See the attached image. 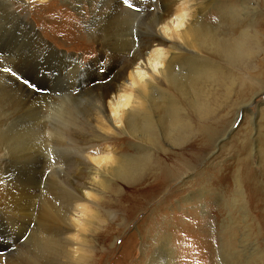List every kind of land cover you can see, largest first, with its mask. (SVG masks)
Segmentation results:
<instances>
[{
  "label": "bare ground",
  "instance_id": "1",
  "mask_svg": "<svg viewBox=\"0 0 264 264\" xmlns=\"http://www.w3.org/2000/svg\"><path fill=\"white\" fill-rule=\"evenodd\" d=\"M122 2L81 0L77 3L78 11L89 13L94 21L103 15L101 21L105 22L97 32H92L96 21L87 27L88 36L97 47L96 58L90 65L95 66L96 71L92 68L82 71L73 60L51 53L47 48L52 49V45L42 39V44L47 47L43 49L47 52L42 54L43 59L54 57V63L44 69L53 68L49 76L59 82L56 90L67 98L63 106H57V111L62 110V113L61 117L56 116V130L52 129L55 140L59 142L61 138V142L71 144L63 132L73 128V114H79L78 107L85 103L92 106L88 116L93 125L91 135L84 139L75 156L80 167L78 196H55L56 204L63 209L62 216L56 219L50 214L55 205L47 202L48 193L41 192V184L48 177L61 188L65 186L59 182L57 174L63 176V169L72 163V159L67 158L54 164L34 158L24 162L16 175L33 176L31 182L35 187L29 189L26 185L18 193L3 189L0 194V208L5 207L0 212L3 214L0 222L5 216L6 227L12 234L19 231L21 222L31 219L32 215H26V211L34 207L33 198L39 195L37 206L46 216L41 217L49 219L40 222V232L64 242V249L60 251L66 260L64 264H86V254L92 253L93 249L89 244L99 236L107 238L109 226L104 227V222L99 221L98 202L117 187L116 180L132 186L123 200L127 204L125 211L130 210L132 214L140 203L142 191L139 186L144 173L149 171L148 165L158 153L166 154L169 149L186 143L193 118L203 121L214 116L222 87L231 82L235 70L246 68L242 66H248L255 53L261 51V35L255 30L257 9L253 7L256 4L251 5L254 0H130L142 9L138 14L125 9ZM86 3L89 4L87 7ZM2 8L9 12L0 21L9 23L13 30L23 27L28 31V40L36 35L41 40L27 14L17 15L10 5ZM113 23L117 26L115 36L109 29ZM6 30L4 26L0 27V37ZM5 44L0 47L4 54L7 53ZM29 62H32L31 57L19 61L22 72L16 74L17 82L27 90L24 91L40 95L41 91H34L22 82L27 81L43 90L42 83L32 79V74L25 76ZM229 89H225L226 94ZM101 148L107 153L102 156L90 154L91 150L95 152ZM13 169L12 155L0 150V178L10 176ZM159 183L155 187L161 191L165 184ZM49 186L55 188V184ZM152 191L155 194L154 188ZM129 195L132 196L130 200ZM219 198H223L222 192ZM228 202L224 201L225 211L231 219L237 206L232 202L228 207ZM61 204L64 205L61 207ZM242 206L241 210H244L245 206ZM10 211L11 215H8ZM110 216L112 218L114 214L109 213ZM229 234V237L225 235L219 239L217 251L206 247L205 253H214L219 259L217 264H238L241 258L244 264H253L258 257L259 241L252 238L249 227L246 226L239 235L233 231ZM185 239L186 235L176 241L182 243ZM134 240V235L127 239L132 248ZM6 241L0 230V246L7 244ZM153 242L155 245L145 264H177L170 233L157 236ZM8 249L4 246L2 251L5 253ZM72 249H76V253Z\"/></svg>",
  "mask_w": 264,
  "mask_h": 264
},
{
  "label": "rangeland",
  "instance_id": "2",
  "mask_svg": "<svg viewBox=\"0 0 264 264\" xmlns=\"http://www.w3.org/2000/svg\"><path fill=\"white\" fill-rule=\"evenodd\" d=\"M78 2L81 0H0V19L9 12L2 7L10 5L17 15L27 14L33 29L41 35L40 41L37 35L28 40V31L23 27L13 30L9 23L0 21V27L7 29L0 37V47L8 42L4 47L7 53L0 52V150L12 155L14 167L10 176L0 178V194L3 189L18 193L26 185L29 189L35 187L31 182L33 176L16 175L26 161L41 159L54 164L62 162V158L72 159L63 169L65 174H57L59 182L65 184L63 188L49 177L41 184V192L48 193L47 202L55 205L50 214L56 219L62 216L63 209L56 204L55 196H78L80 167L75 156L84 139L91 135L93 125L88 116L92 106L85 103L81 108L76 107L81 116L73 114V128L63 132L71 144L61 142V138L59 142L55 140L52 129L56 130V116L61 117L62 113V110L57 111V106H63L67 98L56 90L59 82L49 76L53 68L44 69L54 63V57L43 59L42 54L47 52L43 50L46 46L42 39L54 48L46 47L51 53L73 60L82 71L85 68L96 71V67L90 65L96 58L97 47L90 40L87 27L96 21L92 32H97L105 22L101 21L103 15L94 21L89 13L78 11ZM253 4L257 9L255 30L261 35V51L255 53L248 66H242L246 68L235 70L231 82L222 87L214 116L203 121L192 117V131L186 143L169 149L166 154L158 153L148 165L149 171L144 173L139 186L140 203L132 214L130 210L125 211L127 204L123 201L132 186L116 180L117 187L98 202L99 221L104 222V227L109 226L107 238L99 236L89 244L93 249L86 254V264H145L152 252L153 240L165 233L173 238L177 264H217L219 259L214 253H205L208 248L217 251L220 238L229 237L231 231L239 235L246 226L252 238L259 241L258 257L253 264H264V0H254ZM88 5L86 3L85 7ZM116 27L115 23L110 25L113 36ZM27 57H31L32 62L26 66L25 76L32 74V79L42 83L40 95L26 92L17 82L16 74L22 72L19 61ZM6 68H11L12 72H5ZM225 89H229L228 94ZM106 153L103 148L90 152L95 156ZM158 183L165 184L161 191L155 187ZM49 184H55V188ZM221 192L223 198H219ZM131 198L129 195V200ZM33 200L34 207L26 211V215H32L31 219L21 222L19 231L9 232L3 216L0 230L2 239L7 240L5 249H9L4 253V246H0V264L66 262L60 254L64 242L40 232V222L49 219L41 217L44 212L37 206L39 195ZM224 201H229L227 206L232 202L237 206L231 219L226 214ZM242 205L244 210H241ZM4 209L1 207L0 212ZM109 213L114 216L109 217ZM131 235L136 239L133 248L127 243ZM185 235L182 243L176 241ZM238 264H244V259Z\"/></svg>",
  "mask_w": 264,
  "mask_h": 264
},
{
  "label": "snow or ice",
  "instance_id": "3",
  "mask_svg": "<svg viewBox=\"0 0 264 264\" xmlns=\"http://www.w3.org/2000/svg\"><path fill=\"white\" fill-rule=\"evenodd\" d=\"M123 6L125 9H127L129 12H134V13H139L142 9L139 7H136L134 3L130 2V0H123ZM154 11V9H153ZM5 72L11 73L12 69L11 68H6L4 69ZM25 85L32 87L34 91H43L41 89H37L34 85H29L27 81H22Z\"/></svg>",
  "mask_w": 264,
  "mask_h": 264
},
{
  "label": "clouds",
  "instance_id": "4",
  "mask_svg": "<svg viewBox=\"0 0 264 264\" xmlns=\"http://www.w3.org/2000/svg\"><path fill=\"white\" fill-rule=\"evenodd\" d=\"M75 237H69V239H74ZM73 253H76V249H72Z\"/></svg>",
  "mask_w": 264,
  "mask_h": 264
}]
</instances>
